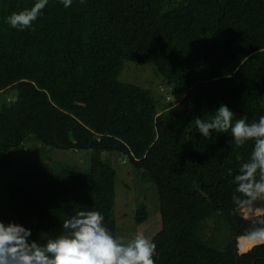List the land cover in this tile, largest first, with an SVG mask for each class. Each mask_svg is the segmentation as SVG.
<instances>
[{"label": "trees", "instance_id": "1", "mask_svg": "<svg viewBox=\"0 0 264 264\" xmlns=\"http://www.w3.org/2000/svg\"><path fill=\"white\" fill-rule=\"evenodd\" d=\"M35 2L0 0V90H16L0 104V169L12 171L10 149L29 135L94 152L77 174L53 168L8 179L0 220L43 243L42 233L58 235L65 219L92 210L115 237V170L100 153L123 152L156 187L155 264H264V242L239 252L236 240L264 213L245 218L232 200L253 144L237 148L230 133L205 139L194 123L221 104L234 121L264 115V0H73L69 8L49 0L31 29L6 22ZM124 60L152 65L174 103L119 80ZM146 217L138 206L135 222ZM220 224L221 248L212 243Z\"/></svg>", "mask_w": 264, "mask_h": 264}, {"label": "clouds", "instance_id": "2", "mask_svg": "<svg viewBox=\"0 0 264 264\" xmlns=\"http://www.w3.org/2000/svg\"><path fill=\"white\" fill-rule=\"evenodd\" d=\"M48 2L37 0L30 9L12 13L6 22L19 31L31 29ZM79 2L84 4L86 0ZM61 3L69 8L73 0H61ZM194 123L205 139H212L213 132L230 133L237 148L248 142L253 144L249 159L241 163L234 176L236 188L232 196L238 209L251 213L254 203L264 199V115L253 122H248L246 116L234 121V112L221 104L211 119L197 117ZM228 174L232 175L231 169ZM103 221L100 212L81 210L62 222L58 235L42 233V243L29 240L31 229L0 220V264H155L157 245L151 239L138 232L124 241L114 237ZM255 225L246 232V238L264 242V216H258Z\"/></svg>", "mask_w": 264, "mask_h": 264}, {"label": "rangeland", "instance_id": "3", "mask_svg": "<svg viewBox=\"0 0 264 264\" xmlns=\"http://www.w3.org/2000/svg\"><path fill=\"white\" fill-rule=\"evenodd\" d=\"M118 78L121 81L131 82L151 90L158 104L162 103L163 106H167L169 103H174L171 87L166 85L152 65L124 60ZM15 92L16 90L12 88L0 90V104L2 101L12 98ZM93 152L92 149L87 148L77 150L55 148L29 135L21 145L10 149L14 158L12 171L6 173L4 169H0V213L5 214L3 212L8 179H14L18 174L25 172L46 171L52 173L53 168L57 171L61 170L60 174L63 176L77 174L89 167ZM100 156L110 162L115 170V203L113 207L116 223L115 237L127 241L132 239L136 233L142 232L145 237L150 239L161 226L155 185L142 179V171L133 167L125 153L102 151ZM140 205L146 208L147 217L138 224L134 220V211ZM239 211L244 217L264 213V199L254 203L251 213L246 209ZM212 223V220L205 223L207 226L204 230L206 237L214 236L215 231ZM220 225V228L216 230L218 233H216L215 242H212L216 247H220L226 233L225 225ZM236 240L239 252L261 243L249 241L246 236L237 237Z\"/></svg>", "mask_w": 264, "mask_h": 264}, {"label": "water", "instance_id": "4", "mask_svg": "<svg viewBox=\"0 0 264 264\" xmlns=\"http://www.w3.org/2000/svg\"><path fill=\"white\" fill-rule=\"evenodd\" d=\"M235 253H236V255H237V252H236V250H235Z\"/></svg>", "mask_w": 264, "mask_h": 264}]
</instances>
